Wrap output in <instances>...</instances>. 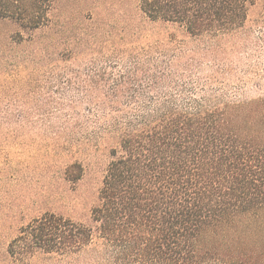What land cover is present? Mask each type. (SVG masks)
I'll use <instances>...</instances> for the list:
<instances>
[{"label": "trees", "instance_id": "trees-1", "mask_svg": "<svg viewBox=\"0 0 264 264\" xmlns=\"http://www.w3.org/2000/svg\"><path fill=\"white\" fill-rule=\"evenodd\" d=\"M258 2L254 39L245 25ZM49 3L0 0V16L34 31L47 26ZM140 9L183 29L201 56L119 48L76 73L94 125L117 139L91 223L46 213L9 243L7 264H264V97L194 99L223 41L264 43V0H140ZM70 167L81 179L83 167Z\"/></svg>", "mask_w": 264, "mask_h": 264}, {"label": "rangeland", "instance_id": "rangeland-1", "mask_svg": "<svg viewBox=\"0 0 264 264\" xmlns=\"http://www.w3.org/2000/svg\"><path fill=\"white\" fill-rule=\"evenodd\" d=\"M51 1L47 26L34 31L0 16V264L21 229L46 213L91 223L117 139L94 125V103L76 93V73L119 48L201 56L183 29L150 22L140 0ZM262 16L261 3L249 8L251 38ZM210 55L216 60L199 72L204 87L187 97L218 105L264 97V43L231 38ZM76 163L83 173L72 181Z\"/></svg>", "mask_w": 264, "mask_h": 264}]
</instances>
